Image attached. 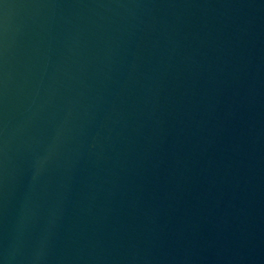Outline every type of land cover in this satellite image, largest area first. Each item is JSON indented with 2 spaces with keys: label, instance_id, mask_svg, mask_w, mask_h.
<instances>
[{
  "label": "water",
  "instance_id": "95a60500",
  "mask_svg": "<svg viewBox=\"0 0 264 264\" xmlns=\"http://www.w3.org/2000/svg\"><path fill=\"white\" fill-rule=\"evenodd\" d=\"M0 264H264V0H0Z\"/></svg>",
  "mask_w": 264,
  "mask_h": 264
}]
</instances>
